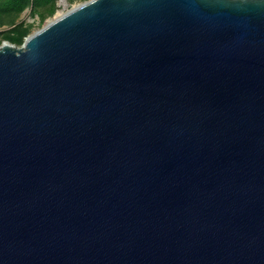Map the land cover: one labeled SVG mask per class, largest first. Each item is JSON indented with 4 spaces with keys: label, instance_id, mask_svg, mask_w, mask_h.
<instances>
[{
    "label": "water",
    "instance_id": "1",
    "mask_svg": "<svg viewBox=\"0 0 264 264\" xmlns=\"http://www.w3.org/2000/svg\"><path fill=\"white\" fill-rule=\"evenodd\" d=\"M0 264H264V0H90L3 44Z\"/></svg>",
    "mask_w": 264,
    "mask_h": 264
},
{
    "label": "rangeland",
    "instance_id": "2",
    "mask_svg": "<svg viewBox=\"0 0 264 264\" xmlns=\"http://www.w3.org/2000/svg\"><path fill=\"white\" fill-rule=\"evenodd\" d=\"M90 0H58L56 2L55 11L52 14H48V11H40L33 13L31 9H26L17 18H8L6 16L0 18V47L3 44L13 45L16 48H20L24 41L32 34L38 32L47 24H49L58 16L64 15L72 9L84 4ZM22 23L24 28L28 30L27 36L24 37L22 44H12L8 42L3 36L13 26Z\"/></svg>",
    "mask_w": 264,
    "mask_h": 264
},
{
    "label": "trees",
    "instance_id": "3",
    "mask_svg": "<svg viewBox=\"0 0 264 264\" xmlns=\"http://www.w3.org/2000/svg\"><path fill=\"white\" fill-rule=\"evenodd\" d=\"M57 1L58 0H0V18L4 16L8 18H17L26 9H31L33 13L48 11V14H52L55 11ZM27 34L28 30L20 23L13 25L3 37L12 44L20 45Z\"/></svg>",
    "mask_w": 264,
    "mask_h": 264
},
{
    "label": "bare ground",
    "instance_id": "4",
    "mask_svg": "<svg viewBox=\"0 0 264 264\" xmlns=\"http://www.w3.org/2000/svg\"><path fill=\"white\" fill-rule=\"evenodd\" d=\"M62 16V15H61ZM58 17H60V16H58Z\"/></svg>",
    "mask_w": 264,
    "mask_h": 264
}]
</instances>
